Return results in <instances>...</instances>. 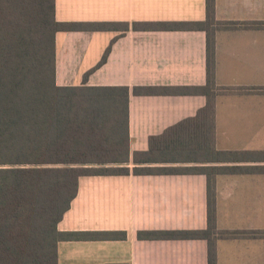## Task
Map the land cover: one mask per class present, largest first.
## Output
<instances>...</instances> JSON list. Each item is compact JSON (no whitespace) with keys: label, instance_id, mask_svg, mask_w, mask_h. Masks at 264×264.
Wrapping results in <instances>:
<instances>
[{"label":"crops","instance_id":"obj_1","mask_svg":"<svg viewBox=\"0 0 264 264\" xmlns=\"http://www.w3.org/2000/svg\"><path fill=\"white\" fill-rule=\"evenodd\" d=\"M54 16L110 26L55 33L57 85L129 88V173L80 176L57 223L65 232L116 233L59 240L57 264H208L206 239L138 237L139 231L206 229L207 173L136 174L133 166L211 167L216 229L264 231V25L215 32L218 153L209 159L134 163L135 152L149 149V137L194 117L206 103V95L188 91L206 85V32L143 23L204 20L205 0H55ZM215 17L264 22V0H215ZM109 44L105 61L94 67ZM134 87L156 91L135 93ZM216 264H264V236L217 238Z\"/></svg>","mask_w":264,"mask_h":264},{"label":"trees","instance_id":"obj_2","mask_svg":"<svg viewBox=\"0 0 264 264\" xmlns=\"http://www.w3.org/2000/svg\"><path fill=\"white\" fill-rule=\"evenodd\" d=\"M54 9L55 0H0V264H57L59 240L114 237L112 231H60L57 223L77 193L80 176L129 173L125 165L129 160V88L59 86L55 82V33L110 26L105 22L57 21ZM205 10L201 21L143 23L154 29L206 32V85L188 89L206 95V103L194 117L149 137V149L135 152L134 163L182 162L197 156L209 159L218 153L214 143L219 90L214 79L215 32L264 22L218 20L215 0H205ZM109 49L110 44L94 67L105 61ZM154 90L133 88L135 93ZM210 169L133 166L136 174L200 171L208 176L206 229L139 231L138 237L206 239L208 264H216L217 238L264 236L259 230L216 229ZM118 233L124 238L125 232Z\"/></svg>","mask_w":264,"mask_h":264}]
</instances>
